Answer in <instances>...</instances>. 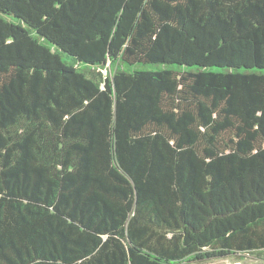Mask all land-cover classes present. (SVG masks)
I'll list each match as a JSON object with an SVG mask.
<instances>
[{
    "label": "trees",
    "instance_id": "16d2710c",
    "mask_svg": "<svg viewBox=\"0 0 264 264\" xmlns=\"http://www.w3.org/2000/svg\"><path fill=\"white\" fill-rule=\"evenodd\" d=\"M264 251V0H0V264Z\"/></svg>",
    "mask_w": 264,
    "mask_h": 264
},
{
    "label": "rangeland",
    "instance_id": "374dc122",
    "mask_svg": "<svg viewBox=\"0 0 264 264\" xmlns=\"http://www.w3.org/2000/svg\"><path fill=\"white\" fill-rule=\"evenodd\" d=\"M194 264H264V251H260L259 253H240L224 258L195 262Z\"/></svg>",
    "mask_w": 264,
    "mask_h": 264
}]
</instances>
